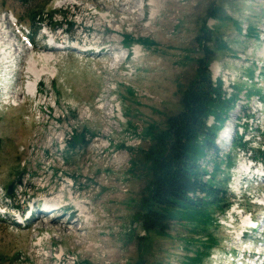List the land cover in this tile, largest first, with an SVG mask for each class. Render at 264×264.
Listing matches in <instances>:
<instances>
[{
	"label": "rangeland",
	"instance_id": "374dc122",
	"mask_svg": "<svg viewBox=\"0 0 264 264\" xmlns=\"http://www.w3.org/2000/svg\"><path fill=\"white\" fill-rule=\"evenodd\" d=\"M125 1L0 0V30L6 32L0 33V195L19 178L7 197L11 206L28 209L26 199L64 189L63 204H86L90 212L77 211L81 224L64 231L53 228L59 212L34 213V220L23 227L0 215V264H188L196 250L205 252L198 264H226L222 252L239 256L242 243L262 250L255 262L259 264L264 257V210L253 203L264 195V187L239 181L238 167L257 149L264 150V0H154L156 6L129 0L121 7ZM213 8L221 19L207 17ZM203 24L210 38L206 44L214 48L208 65L212 82L221 81L226 98L234 86H242L216 134L218 157L209 151L200 162L212 173L213 162L222 160L213 182L225 190L230 205L223 219L219 210H212L213 221L206 226L186 221L179 208L175 212L181 221H170L165 233L144 232L137 214L149 178L143 158L151 143L146 128L162 129L166 117L179 110L181 91L201 56L196 37ZM249 26L258 38L248 35ZM46 27L55 29L53 36L65 48L44 47ZM7 31L14 46L6 40ZM123 36L135 43L126 46ZM140 39L154 44L147 47ZM216 39L222 48H215ZM76 41L83 45L78 49L87 46L91 52L72 49ZM43 53L51 59L44 62ZM28 56L37 68L47 69L35 83L39 114L23 92L31 79L24 69ZM112 56L122 59L115 64ZM254 89L260 92L252 93ZM212 123L209 117L207 125ZM222 130L229 133L224 141L219 139ZM239 134L243 147L236 145ZM76 135H81L80 143L69 150L66 143ZM237 209L254 213L262 225L247 232L242 243L236 235L242 231L241 217L229 229L230 212ZM62 210L59 222H74L66 214L76 209Z\"/></svg>",
	"mask_w": 264,
	"mask_h": 264
},
{
	"label": "trees",
	"instance_id": "16d2710c",
	"mask_svg": "<svg viewBox=\"0 0 264 264\" xmlns=\"http://www.w3.org/2000/svg\"><path fill=\"white\" fill-rule=\"evenodd\" d=\"M19 1L26 2V0ZM35 16H31L30 21L35 22ZM207 17L214 20L221 19L214 8L207 12ZM200 32L196 40L201 56L196 58L194 74L181 91L179 110L166 117L162 129L157 130L151 126L146 128L151 143L144 151L143 158L149 178L140 197V212L137 214L140 227L144 232L165 233L170 221H181L176 217L175 212L179 208L183 210L186 221L206 226L213 221L212 210L217 209L222 213L229 205L225 190L223 191L218 183L213 182V174L219 172L222 160L213 162L212 173L206 171L200 162L209 151L218 157V149L214 144L216 134L228 119V113L234 108L242 86H234V92L226 98L221 81L218 80L216 84L212 82L208 65L214 48L206 44L210 42V38L204 24ZM256 32L253 26L248 27V35L258 38ZM123 40L126 46L128 44L132 46L135 43V40L129 36H123ZM139 43L147 47L154 44L148 39H140ZM214 44L217 49L222 48L223 45L217 39ZM251 74L252 71L249 70V77H252ZM259 92V89H254L252 93ZM250 94L248 92L247 96ZM263 98L264 91L260 95V99L263 100ZM209 117L213 120L211 125H207ZM72 138V141L66 143L69 150L78 146L81 135ZM240 139H242L241 135L236 145L243 146ZM254 153V157L261 159L264 163V150L257 149ZM225 160V165L229 168L232 161L227 156ZM208 175L209 177L205 179ZM7 188L8 184L4 188L5 195ZM206 215L208 219H205ZM193 229L195 232L198 231L197 226ZM208 237L209 242L213 243V239ZM202 247L205 248V246ZM204 254L205 252L196 250L194 256L189 258L188 264L200 263Z\"/></svg>",
	"mask_w": 264,
	"mask_h": 264
},
{
	"label": "bare ground",
	"instance_id": "6f19581e",
	"mask_svg": "<svg viewBox=\"0 0 264 264\" xmlns=\"http://www.w3.org/2000/svg\"><path fill=\"white\" fill-rule=\"evenodd\" d=\"M147 1H149L150 2V4L149 3H147L146 5H149V6H156V3L154 2V0H147ZM130 3V1L129 0H127V1H125V2H123L120 6L121 7H124L125 5H128ZM121 10L120 11H123V12H125V10L123 9V8H120ZM141 10L143 11V7H141ZM152 17V16H151ZM103 18H106V16H103ZM10 21V20H9ZM8 23H10V22H8ZM4 29V28H3ZM246 29V28H245ZM0 33H1V35L2 36H6V32L4 31V30H0ZM7 42L10 44V43H12V45L14 46V44H13V38L11 37L12 35L7 31ZM27 49H29V48H27ZM18 49L17 48H13V51L14 52H16ZM40 57L42 58V60L44 61V62H46V61H48L49 59H51V56L48 54V53H43V54H41L40 55ZM122 58H121V56H112L111 57V62L112 63H115V64H117L120 60H121ZM4 60V57H1L0 58V61H3ZM24 69H25V72L31 77V79L30 80H28L26 83H25V85H26V87H28L29 89H33V87H34V85H35V83H36V80L39 78V76L40 75H43V74H46L47 73V69H45L44 68V66L42 65L40 68H37V65H36V62H35V60L32 58V56H28V58L26 59V61H25V67H24ZM213 72L215 73V74H217V66L215 67V66H213ZM228 84V83H227ZM231 92V91H230ZM226 95V94H225ZM230 95V94H229ZM228 96V95H227ZM30 98H31V100H33V98H34V96H30ZM4 100V99H3ZM15 100V99H14ZM41 101H43V100H41ZM50 103V102H49ZM38 105H39V100H33L32 101V108L35 110L36 109V112L39 114L40 112H41V107H38ZM51 105V104H50ZM16 106V105H15ZM33 110V111H34ZM36 113V114H37ZM224 129V128H223ZM225 129H227V128H225ZM228 130V129H227ZM227 130H222L221 131V133H220V140H222V141H224L225 140V138L228 136V132H227ZM229 131V130H228ZM218 141V140H217ZM220 142V141H219ZM238 169H239V171H238V173H240L239 175H241V172H243V171H247V164H240L239 165V167H238ZM239 177V176H238ZM237 177V178H238ZM239 179V181H240V177L238 178ZM238 181V180H237ZM238 181V182H239ZM68 186V185H67ZM67 186H64V188H66ZM68 187H70V186H68ZM63 190L64 189H61L59 192L58 191H56V192H58L57 194H55V195H50L49 197H51V201H53L54 202V204H53V207H52V212H59V214L57 215V216H55L53 219H52V224H53V228H55L56 230H58V231H60V230H62V231H64L65 229H70V230H75V229H72V228H76V224L78 225V224H81V218H80V215H77V211L78 212H80V214H90V212L87 210V208H86V204H79V203H76V204H74L73 206H69V205H66V206H62V207H58V204L59 203H61V201H64V194H65V198H66V191L65 192H63ZM69 191H70V189H69ZM55 192V193H56ZM71 195H73L71 192L69 193V196H71ZM264 200V199H263ZM67 207H72V208H75L76 210H72V211H69L67 214L70 216V217H73V218H75L74 219V222H69V220L67 219V220H65L64 222H62V223H60L59 222V216H62V215H65V212L62 210V209H65V210H67ZM66 214V215H67ZM69 216H68V218H69ZM83 216V215H82ZM89 216V215H88ZM263 222H264V220H263ZM241 225H242V227H244V226H246L247 225V218L245 217V218H243L242 220H241ZM263 225V226H262ZM260 224V226H259V228L262 226V227H264V223L263 224ZM262 228H260V230H261ZM239 234H237V242L238 241H240V238H239V236H238ZM241 235H242V233H241ZM261 245H263V243H261ZM216 255V254H215ZM214 257V256H213ZM216 257V256H215Z\"/></svg>",
	"mask_w": 264,
	"mask_h": 264
},
{
	"label": "water",
	"instance_id": "95a60500",
	"mask_svg": "<svg viewBox=\"0 0 264 264\" xmlns=\"http://www.w3.org/2000/svg\"><path fill=\"white\" fill-rule=\"evenodd\" d=\"M14 183L19 184V178H16L14 181L10 182L7 188V194L10 195L13 192Z\"/></svg>",
	"mask_w": 264,
	"mask_h": 264
}]
</instances>
